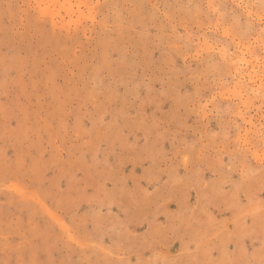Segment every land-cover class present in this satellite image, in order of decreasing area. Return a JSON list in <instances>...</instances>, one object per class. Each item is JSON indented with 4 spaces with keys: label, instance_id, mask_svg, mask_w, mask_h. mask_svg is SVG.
<instances>
[{
    "label": "rangeland",
    "instance_id": "obj_1",
    "mask_svg": "<svg viewBox=\"0 0 264 264\" xmlns=\"http://www.w3.org/2000/svg\"><path fill=\"white\" fill-rule=\"evenodd\" d=\"M0 264H264V0H0Z\"/></svg>",
    "mask_w": 264,
    "mask_h": 264
}]
</instances>
